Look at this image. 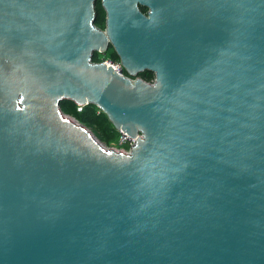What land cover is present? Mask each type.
I'll return each instance as SVG.
<instances>
[{"label": "water", "instance_id": "95a60500", "mask_svg": "<svg viewBox=\"0 0 264 264\" xmlns=\"http://www.w3.org/2000/svg\"><path fill=\"white\" fill-rule=\"evenodd\" d=\"M95 1L0 0V264H264V0Z\"/></svg>", "mask_w": 264, "mask_h": 264}, {"label": "trees", "instance_id": "16d2710c", "mask_svg": "<svg viewBox=\"0 0 264 264\" xmlns=\"http://www.w3.org/2000/svg\"><path fill=\"white\" fill-rule=\"evenodd\" d=\"M95 17L94 24L99 28L104 26V11L100 5L99 0H96L94 3ZM142 11H145V8L141 7ZM104 54L110 58L117 59V56L112 51L105 50ZM98 53H92L91 59L93 61L98 60ZM138 76L145 79L151 80L153 74L147 70H144L138 73ZM59 109L62 113L71 116L77 122L86 126L94 135L98 136L101 141L107 145L115 142L117 137V130L112 126L110 121L107 119L106 115L99 110L94 104L87 103L82 105L80 110H76L75 103L69 99H62L59 101Z\"/></svg>", "mask_w": 264, "mask_h": 264}, {"label": "built area", "instance_id": "2783aa9c", "mask_svg": "<svg viewBox=\"0 0 264 264\" xmlns=\"http://www.w3.org/2000/svg\"><path fill=\"white\" fill-rule=\"evenodd\" d=\"M98 60L103 62L105 65H110L111 67H115V70L119 73L124 74V71L118 61V59H113L104 54V52H97ZM82 105L75 104L76 110H80ZM118 134L115 142L111 143L108 148H112L117 151L127 152L129 146L133 143L134 137L127 136L122 130L116 129Z\"/></svg>", "mask_w": 264, "mask_h": 264}, {"label": "rangeland", "instance_id": "374dc122", "mask_svg": "<svg viewBox=\"0 0 264 264\" xmlns=\"http://www.w3.org/2000/svg\"><path fill=\"white\" fill-rule=\"evenodd\" d=\"M108 50H109V48H108ZM66 115V114H65ZM68 117H70V118H72L71 116H69V115H67ZM72 119H74V118H72ZM75 120V119H74ZM92 133V132H91ZM93 134V133H92ZM94 135V134H93ZM94 137L103 145V146H105V147H108L109 145H107V144H105V143H103L102 141H101V139L98 137V136H96V135H94Z\"/></svg>", "mask_w": 264, "mask_h": 264}, {"label": "flooded vegetation", "instance_id": "af4514ba", "mask_svg": "<svg viewBox=\"0 0 264 264\" xmlns=\"http://www.w3.org/2000/svg\"><path fill=\"white\" fill-rule=\"evenodd\" d=\"M109 48H110V47H109ZM152 78H153V77H152ZM147 81H149V82H150V81H152V79H151V80H147Z\"/></svg>", "mask_w": 264, "mask_h": 264}]
</instances>
